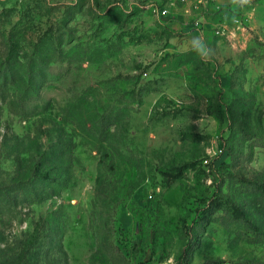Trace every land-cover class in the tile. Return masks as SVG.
Returning a JSON list of instances; mask_svg holds the SVG:
<instances>
[{
  "label": "rangeland",
  "instance_id": "rangeland-1",
  "mask_svg": "<svg viewBox=\"0 0 264 264\" xmlns=\"http://www.w3.org/2000/svg\"><path fill=\"white\" fill-rule=\"evenodd\" d=\"M0 264H264V0H0Z\"/></svg>",
  "mask_w": 264,
  "mask_h": 264
},
{
  "label": "clouds",
  "instance_id": "clouds-1",
  "mask_svg": "<svg viewBox=\"0 0 264 264\" xmlns=\"http://www.w3.org/2000/svg\"><path fill=\"white\" fill-rule=\"evenodd\" d=\"M235 2V0H234ZM250 0H240V3L247 4ZM194 50L201 56L207 55V46L203 41L195 40L194 42Z\"/></svg>",
  "mask_w": 264,
  "mask_h": 264
},
{
  "label": "trees",
  "instance_id": "trees-1",
  "mask_svg": "<svg viewBox=\"0 0 264 264\" xmlns=\"http://www.w3.org/2000/svg\"><path fill=\"white\" fill-rule=\"evenodd\" d=\"M187 249V246H185L182 250V253H181V257H183L185 255V250Z\"/></svg>",
  "mask_w": 264,
  "mask_h": 264
}]
</instances>
